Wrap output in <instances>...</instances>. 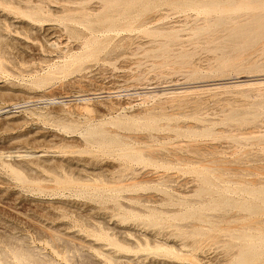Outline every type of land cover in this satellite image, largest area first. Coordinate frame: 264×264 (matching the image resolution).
I'll list each match as a JSON object with an SVG mask.
<instances>
[{
    "label": "rangeland",
    "instance_id": "rangeland-1",
    "mask_svg": "<svg viewBox=\"0 0 264 264\" xmlns=\"http://www.w3.org/2000/svg\"><path fill=\"white\" fill-rule=\"evenodd\" d=\"M117 1L0 0V264H237L264 249V0Z\"/></svg>",
    "mask_w": 264,
    "mask_h": 264
},
{
    "label": "bare ground",
    "instance_id": "bare-ground-1",
    "mask_svg": "<svg viewBox=\"0 0 264 264\" xmlns=\"http://www.w3.org/2000/svg\"><path fill=\"white\" fill-rule=\"evenodd\" d=\"M109 1V0H108ZM117 1V0H116ZM122 1V0H121ZM120 1V2H121ZM223 1V0H222ZM229 2H235L236 0H228ZM245 1V0H244ZM247 1V0H246ZM255 1V0H254ZM117 2H119V1H117ZM173 3L174 5L176 4V5H181L182 7H189V6H194V5H200V4H204V5H210V6H214V5H217V4H219V0H148L147 2L145 1H143V0H135L134 2H130V3H128V4H126V5H124V7H123V9H122V15L124 16V17H127V15L130 13V11H131V9L133 8V7H137V8H141V10L143 11H147L148 9H151V8H153V7H157L158 5H161V4H164V3ZM251 2V1H250ZM108 3V2H107ZM110 3V2H109ZM112 3V2H111ZM122 4L123 3H125V1L124 2H121ZM243 3V2H242ZM245 3V2H244ZM259 3H260V0H259ZM121 4V5H122ZM241 4V3H240ZM252 4V3H251ZM253 4H254V2H253ZM237 5V4H236ZM239 5V4H238ZM246 5H250V4H246ZM116 6H118V4L116 5ZM115 6V7H116ZM173 6V5H172ZM227 5H225V7H226ZM233 6V5H232ZM232 6H230V7H232ZM240 6V5H239ZM259 6H260V4H259ZM263 6H264V4H263ZM110 7V6H109ZM119 7H121V6H119ZM175 7V6H174ZM218 7H220L221 8V6H218ZM218 7H216V10H218L217 8ZM249 7V6H248ZM254 7V6H253ZM257 6H255V8H256ZM113 8V7H112ZM192 8H194V7H192ZM234 9H235V7H233ZM232 8V9H233ZM241 8V10H242V7H240ZM244 8V10H245V7H243ZM70 9V8H69ZM116 9V8H115ZM186 9H188V8H186ZM197 9V8H196ZM231 9V10H232ZM237 9V8H236ZM262 9H264V7H262ZM262 9H260V10H262ZM111 10V9H110ZM181 10V9H180ZM197 10H199V9H197ZM257 11V13H258V11H260V10H257V9H254V11ZM219 11V10H218ZM222 11H224V9L222 10ZM234 11V10H233ZM250 11V10H249ZM255 11V12H256ZM135 12V11H134ZM133 12V13H134ZM264 12V11H263ZM262 12V13H263ZM110 13V12H109ZM120 14V13H119ZM252 14H253V12H252ZM259 14V13H258ZM110 15V14H109ZM111 17L113 16V15H110ZM122 16V17H123ZM221 16V15H220ZM218 17V16H217ZM224 18L226 17L225 15L223 16ZM104 18V17H103ZM105 18H107L106 16H105ZM114 18V17H113ZM135 18V17H134ZM264 18V17H263ZM122 19V18H121ZM131 19V18H130ZM130 19H128V20H130ZM217 19H219L218 21H221V19H220V17L219 18H217ZM217 19H215V21L217 20ZM96 20V19H95ZM112 20V19H111ZM96 22H99V20L98 21H96ZM132 22V21H131ZM217 22V21H216ZM263 22H264V19H263ZM101 24H102V19H101V22H100ZM106 23V22H105ZM108 23V22H107ZM106 23V24H107ZM99 24V23H98ZM105 24V25H106ZM133 24H134V22H133ZM139 24V23H138ZM102 25H104V24H102ZM104 25V26H105ZM108 25L109 26H113L114 25V22L113 21H110L109 23H108ZM108 27V26H107ZM104 33V32H103ZM122 33V32H121ZM100 35V34H99ZM0 38H2V37H0ZM10 40V39H9ZM93 40V39H92ZM12 41V40H11ZM95 41V40H94ZM91 42V41H90ZM96 42V41H95ZM92 44V43H91ZM94 45V44H93ZM4 50V49H3ZM2 53V52H1ZM95 55V54H94ZM253 80H255V79H253ZM256 81H258L257 79H256ZM260 81H262V79H260L259 80V82ZM237 82H239V81H237ZM262 83V82H261ZM264 83V82H263ZM217 84V83H216ZM219 84V83H218ZM224 84V83H223ZM258 84V83H257ZM260 84V83H259ZM152 91V90H151ZM145 93H147V92H145ZM142 94V93H141ZM25 106V105H24ZM1 110H3V109H1ZM5 110V109H4ZM3 116V115H2ZM240 135V134H239ZM131 136H133V135H131ZM137 136H139V135H137ZM141 136V135H140ZM142 136H144V135H142ZM101 140H103V139H101ZM135 140H136V138H135ZM146 140V139H145ZM123 141V140H122ZM140 141V140H139ZM141 142V141H140ZM126 144V143H125ZM124 144V145H125ZM124 145H122L121 147H123ZM120 146V145H119ZM130 146L131 145H128V147L130 148ZM126 147V146H125ZM125 147H123L124 149H126ZM112 148H114V146L112 147ZM117 148H118V146H117ZM132 148V147H131ZM140 148V147H139ZM138 148V149H139ZM100 149H102V148H100ZM128 149V148H127ZM133 149H135V148H133ZM143 149V148H142ZM102 150H104V149H102ZM106 150H109V149H106ZM113 150V149H112ZM131 149H129L128 151H130ZM144 150H146V151H149L150 149H144ZM114 151H119V150H114ZM113 151V152H114ZM126 151V150H125ZM134 151V150H133ZM132 151V152H133ZM120 152H124V150H122V151H120ZM105 153H107V152H105ZM108 153H111V152H108ZM126 153V152H125ZM127 153H129V152H127ZM139 153H141V152H135V155L137 156V157H139L140 158V154ZM115 154H116V152H115ZM121 154V153H120ZM142 154V153H141ZM150 154H152V153H150ZM7 155V154H6ZM142 156H143V154H142ZM148 156H150V155H148ZM153 156V155H152ZM177 156H179V155H177ZM179 157H181V156H179ZM155 158V157H154ZM140 166V165H139ZM167 178V177H166ZM146 179H148V178H146ZM145 180V179H144ZM139 181H143V180H139ZM209 181V180H208ZM250 181V180H249ZM69 182H73L72 180L71 181H69ZM242 182V181H241ZM122 183V182H121ZM124 183V182H123ZM254 183V182H253ZM259 183V182H258ZM125 184V183H124ZM114 185V184H113ZM118 187V186H117ZM123 187V186H122ZM102 188H104V187H102ZM162 188V187H161ZM99 189H101V188H99ZM243 189V188H242ZM251 190V189H250ZM245 191H247V190H245ZM263 192V191H262ZM253 193H255V192H253ZM259 193H257V195H258ZM257 195H255V196H257ZM147 196H150V195H147ZM137 197V196H136ZM148 198V197H147ZM259 198H262L261 200H263L264 201V196L262 195V197H259ZM255 200H256V198H254ZM254 200V201H255ZM230 202L228 201V200H223V201H221V203H218V205H227V204H229ZM126 206V205H125ZM239 206V205H238ZM241 206V205H240ZM242 207H244V208H246V209H250V210H253V211H258L259 210V212H260V207L257 205V204H250V203H243V205H242ZM261 207H264L263 205L261 206ZM234 210V209H233ZM183 212V211H182ZM258 212V213H259ZM255 213V212H254ZM261 213H263V212H261ZM255 214H257V213H255ZM188 215V214H187ZM191 215V214H190ZM189 215V216H190ZM188 216V217H189ZM262 216V215H261ZM164 217V216H163ZM256 224V223H255ZM258 224H259V222H258ZM202 225V224H201ZM257 225V224H256ZM258 226V225H257ZM260 226V228L262 227L261 225H259ZM254 227H255V225H254ZM258 229V228H257ZM258 231V230H257ZM261 231H263L262 229H261ZM48 232V231H47ZM53 233V232H52ZM246 233V232H245ZM258 233H260V232H258ZM243 234V233H242ZM247 235H249L248 233H246ZM51 236H54V235H51ZM242 236V235H241ZM249 236H251V234L249 235ZM260 236V235H259ZM243 237V236H242ZM247 238H248V236H246ZM245 237V238H246ZM255 237H257V236H255ZM254 237V238H255ZM261 237V236H260ZM244 238V239H245ZM249 239V238H248ZM247 239V240H248ZM251 239V238H250ZM256 239V238H255ZM262 239V241L264 240V237H262L261 238ZM65 240V239H64ZM260 240V239H259ZM67 241V240H66ZM246 241V240H245ZM250 241V240H249ZM254 241H256V240H254ZM248 242V241H247ZM259 242V241H258ZM257 242V243H258ZM252 241H250L249 242V246L250 247H248V245H247V243L245 244V245H247V249L245 250V249H242V250H245L244 252L242 251V255H241V257L239 256V262L237 263V264H247V260L249 259V257H250V254H249V252L250 251H252L256 246H253V247H251L252 246ZM262 243V242H261ZM251 244V245H250ZM254 244V243H253ZM256 244V243H255ZM264 243H262V245H263ZM256 245H258V244H256ZM260 245V244H259ZM160 246V245H159ZM161 247V246H160ZM164 246L162 245V248H163ZM242 247H244V245L242 246ZM261 247V246H260ZM259 247V248H260ZM165 248V247H164ZM163 248V249H164ZM172 248V247H171ZM160 249V248H159ZM168 249V248H167ZM165 250V249H164ZM256 250H260V249H258V247H256ZM28 251V250H27ZM160 251V250H159ZM161 251H163L162 249H161ZM166 251V250H165ZM174 251V250H173ZM260 251H264V249L262 250H260ZM254 252V251H253ZM257 252V251H256ZM169 253V252H168ZM252 253V252H251ZM260 253V252H259ZM259 253L257 254V253H252V254H257V255H259ZM30 254V253H29ZM170 254H171V252H170ZM249 254V255H248ZM251 254V256H253ZM261 254V253H260ZM173 255H176L175 254V252H174V254ZM257 255H255L254 256V258L257 256ZM263 254H261L260 256H262ZM18 256H20V254H18ZM22 257H21V261L22 262H26V260H27V256H23V255H21ZM191 257V256H190ZM238 258V257H237ZM139 259V258H138ZM151 259V258H150ZM250 259H253L252 257L250 258ZM260 259V258H259ZM125 261V260H124ZM225 261V260H224ZM252 262V261H251ZM132 264V263H131ZM196 264H198V263H196ZM253 264H256V263H253Z\"/></svg>",
    "mask_w": 264,
    "mask_h": 264
}]
</instances>
